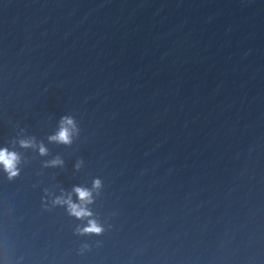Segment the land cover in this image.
<instances>
[{"label":"water","instance_id":"95a60500","mask_svg":"<svg viewBox=\"0 0 264 264\" xmlns=\"http://www.w3.org/2000/svg\"><path fill=\"white\" fill-rule=\"evenodd\" d=\"M65 114L71 147L47 140ZM17 135L50 155L0 171V264H264V0H0V146ZM97 177L112 227L78 237L44 189Z\"/></svg>","mask_w":264,"mask_h":264},{"label":"clouds","instance_id":"9594fccd","mask_svg":"<svg viewBox=\"0 0 264 264\" xmlns=\"http://www.w3.org/2000/svg\"><path fill=\"white\" fill-rule=\"evenodd\" d=\"M24 132V129H21ZM81 128L75 116L65 114L60 117L56 131L47 136L51 144L71 147L80 137ZM31 149L38 151L41 157L50 155L49 148L45 143L38 141L35 136L17 135L8 144L0 146V171L6 175L8 181H15L21 176L22 166L28 163L24 152ZM65 160L60 155L43 161V168H63ZM84 166V160L79 159L75 164V170L79 171ZM104 181L97 177L92 180L91 186L73 185L71 190L59 187V192L51 188L44 189L42 198L43 208L51 211L54 208H63L68 216L79 221L74 227V235L78 237H101L108 231L112 225L105 224L97 219V214L93 211L92 205L96 203L98 197L102 194ZM102 242L97 240L99 246ZM92 250V245L88 242L82 243L79 253L81 255Z\"/></svg>","mask_w":264,"mask_h":264}]
</instances>
